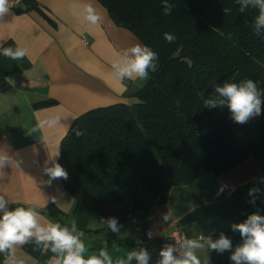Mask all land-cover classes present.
Returning a JSON list of instances; mask_svg holds the SVG:
<instances>
[{"label":"trees","instance_id":"1","mask_svg":"<svg viewBox=\"0 0 264 264\" xmlns=\"http://www.w3.org/2000/svg\"><path fill=\"white\" fill-rule=\"evenodd\" d=\"M99 1L116 25L158 54V70L132 103L95 108L72 123L57 162L76 207L105 218L136 216L165 203L174 185L218 177L264 150V104L245 124L235 123L226 107L203 104L226 80L253 79L264 90V39L253 34L254 10L240 13L238 0H169L175 7L166 16L162 0ZM35 6L20 0L13 8ZM164 33L176 40L168 43ZM210 254L214 264H232L230 251Z\"/></svg>","mask_w":264,"mask_h":264},{"label":"crops","instance_id":"2","mask_svg":"<svg viewBox=\"0 0 264 264\" xmlns=\"http://www.w3.org/2000/svg\"><path fill=\"white\" fill-rule=\"evenodd\" d=\"M34 2L36 6L30 10L11 8L0 17V44L28 49V56L19 61L0 55V154L5 152L16 162L3 169L0 195L12 202L10 207L33 206L62 225L76 219L89 254L107 248L115 258L146 247L149 264H157L161 243L174 227L194 238L204 235L217 239L223 232L233 247L242 243L231 224L243 222L253 212L264 215V195L255 204L249 203L248 195L258 178L264 177V150L218 177L174 185L165 203L140 212L136 222L132 215L118 219L122 225L119 234L104 227L102 215L86 206L76 207L62 178L50 179L45 174L57 151L58 161L62 140L78 116L99 107L132 103L133 94L147 79L123 85L111 79V63L117 53L144 44L133 32L116 25L99 0ZM85 5H91L102 17L100 24L88 25L79 15ZM49 99L56 104L37 107ZM53 116L60 118L59 124L37 127ZM259 187L264 189V184ZM164 214L170 215L168 222L162 219ZM149 231L152 239L147 236ZM210 253L207 248L198 251L202 264L205 260L214 264ZM51 255L34 242L16 250L23 264H47ZM0 264H4L2 254Z\"/></svg>","mask_w":264,"mask_h":264},{"label":"clouds","instance_id":"3","mask_svg":"<svg viewBox=\"0 0 264 264\" xmlns=\"http://www.w3.org/2000/svg\"><path fill=\"white\" fill-rule=\"evenodd\" d=\"M238 3L240 13H246L250 9L255 11L251 23L253 34L264 39V0H238ZM11 6V0H0V17L10 12ZM174 7L169 0H162L164 15L171 16ZM223 11L228 15L232 9L225 7ZM79 15L91 26H96L102 21V17L91 5H85ZM164 38L168 43L176 40L170 33H164ZM0 55L19 61L28 56V49L21 46L4 47L0 44ZM157 70L158 54L149 46L137 43L117 53V58L111 63L109 75L112 80L123 85L126 81L146 80L150 72ZM214 91V97L203 100L204 106L220 109L226 107L235 123L245 124L261 114L264 90L260 89L253 79H243L239 82L226 80L222 85H214ZM203 95V92L197 93L198 97ZM179 104L180 101H176L177 107ZM59 123L60 118L53 116L41 121L37 127H53ZM73 132L77 137L84 134L79 129H73ZM58 156L57 151L50 158L51 166L44 169L45 174L50 179L67 180L68 173L57 162ZM13 163L16 164L7 153L0 154V178L4 176L3 169ZM260 184H264V177L258 178L256 184L249 189V203L255 204L256 199L264 195ZM11 203L4 195H0V254L4 256V264H23V261L17 258L16 250L30 242L52 253L47 264H132V261L136 264H149L151 256L146 247L133 248L115 258L107 248H100L96 253L89 254V248L83 239L85 234L78 228L76 219L73 218L69 224L62 225L46 218L33 206L10 207ZM44 206H47V202ZM162 219L168 222L170 215L164 214ZM101 223L116 234H119L122 227L116 217L103 218ZM231 230L239 232L242 238V243L234 250L231 239L223 232L217 239L204 235L195 239L185 236L179 241V250L174 244H165L159 251L160 259L157 264H202L197 253L205 248L219 254L230 251L232 264H264V215L258 211L253 212L243 222L232 223ZM147 236L152 239L153 233L149 231ZM203 264H208V260L203 261Z\"/></svg>","mask_w":264,"mask_h":264},{"label":"built area","instance_id":"4","mask_svg":"<svg viewBox=\"0 0 264 264\" xmlns=\"http://www.w3.org/2000/svg\"><path fill=\"white\" fill-rule=\"evenodd\" d=\"M20 0H11V8H13V6H15L16 4L19 3ZM134 221L136 222L137 219L135 216H132ZM139 232L141 233V227H138ZM188 237L190 239H195L194 237H190L188 236L182 229H180L179 227H174L166 236V240H169L171 242V244H174L177 249L179 250V241H181L184 237Z\"/></svg>","mask_w":264,"mask_h":264},{"label":"water","instance_id":"5","mask_svg":"<svg viewBox=\"0 0 264 264\" xmlns=\"http://www.w3.org/2000/svg\"><path fill=\"white\" fill-rule=\"evenodd\" d=\"M165 244H171V242L169 240H165L161 243V248L165 245Z\"/></svg>","mask_w":264,"mask_h":264},{"label":"rangeland","instance_id":"6","mask_svg":"<svg viewBox=\"0 0 264 264\" xmlns=\"http://www.w3.org/2000/svg\"><path fill=\"white\" fill-rule=\"evenodd\" d=\"M214 263V262H213Z\"/></svg>","mask_w":264,"mask_h":264}]
</instances>
